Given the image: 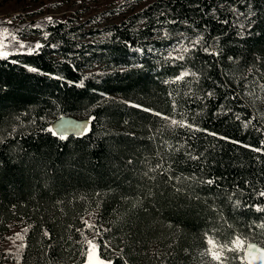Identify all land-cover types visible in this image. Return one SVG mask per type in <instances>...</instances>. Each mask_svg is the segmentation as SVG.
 I'll return each instance as SVG.
<instances>
[{
  "label": "trees",
  "instance_id": "1",
  "mask_svg": "<svg viewBox=\"0 0 264 264\" xmlns=\"http://www.w3.org/2000/svg\"><path fill=\"white\" fill-rule=\"evenodd\" d=\"M42 31V48L0 59V237L22 224L5 246L18 264H81L87 232L112 264H197L205 233L264 240V212L251 207L264 206V152L243 146L264 142V0H152L86 43L60 19ZM198 36L183 60L165 54ZM185 70L196 76L173 83ZM154 112L206 131L170 128ZM62 115L89 128L67 140L44 131ZM162 159L172 171L149 172Z\"/></svg>",
  "mask_w": 264,
  "mask_h": 264
},
{
  "label": "rangeland",
  "instance_id": "2",
  "mask_svg": "<svg viewBox=\"0 0 264 264\" xmlns=\"http://www.w3.org/2000/svg\"><path fill=\"white\" fill-rule=\"evenodd\" d=\"M152 0H0V29L8 28L10 35L3 42L7 47L4 49L9 53L18 51H29L35 49L37 42L41 44L43 25L53 19H60L67 23L68 28L72 30V36L77 42L86 43L100 40L106 36V28L111 23H118L128 15L140 10ZM51 18V19H49ZM11 21V23H7ZM42 32L37 35L35 31ZM17 36V39L25 44V48L20 49L19 45L12 41L11 35ZM193 38L186 39L180 37L172 45L165 47V54L175 53L174 49L178 42L183 41L186 46H190ZM149 51V49H147ZM158 55L156 51H152ZM83 69L98 68L94 62L84 63ZM259 100L264 102V90L257 92ZM91 212L83 217V222L89 224L93 221ZM86 225V224H85ZM22 224L17 222L9 223L8 230L0 237V264H18L11 251L6 249V245L12 240L11 236L22 229ZM89 240L94 238L91 232L84 235ZM84 239V238H83ZM105 245V243H104ZM88 248V246H87ZM207 248V244L205 249ZM202 249L198 255L197 264H204L209 258L201 257ZM232 255V254H229ZM87 257L81 264H86ZM70 262L69 264H73ZM215 264V262H211ZM238 264V262H237Z\"/></svg>",
  "mask_w": 264,
  "mask_h": 264
},
{
  "label": "snow or ice",
  "instance_id": "3",
  "mask_svg": "<svg viewBox=\"0 0 264 264\" xmlns=\"http://www.w3.org/2000/svg\"><path fill=\"white\" fill-rule=\"evenodd\" d=\"M175 22L176 21H171V23H175ZM7 23H11V21H8ZM8 35H10L8 28L0 29V36H2L3 39H7ZM46 36L47 34H45V37ZM3 39H0V59L7 60L10 53L4 50L7 47V45L4 44ZM11 39L12 41H15L19 45L20 49H23L26 47L23 42L17 39L16 35L12 34ZM203 40H204L203 36L196 37L194 40L190 41V47L186 46L183 43V41H180L178 42V46L174 49V51L180 54L176 56H172L171 53H169V56L174 60H183L184 53H188L189 51L194 50L197 45H201ZM42 47L43 45L37 42V44L35 45V49H30L29 52L26 54H33L35 50L40 49ZM204 51L207 52L209 55H218V53L209 52L208 47H205ZM229 59L231 60L232 57H229ZM11 63L16 64L18 62L15 60H12ZM28 70L31 72L38 71L36 68H28ZM189 75L195 77L196 73L189 72L187 70L182 71L178 76L175 77V80L172 82L175 83L177 81H182L184 80L185 77ZM79 86H82V84ZM260 88L264 90V85H260ZM249 94L251 95L252 93H249ZM207 95L212 96L213 93L208 92ZM257 99H259V97H257ZM133 107H140V106L133 105ZM173 107L175 108V101H173ZM142 110L146 112L152 111L151 109H147V108H144ZM153 114L161 117L162 119L166 121H169L168 127L170 128L178 127V128H187L189 130H194V131H206V130H202L196 127L192 123H189L187 121V118L176 120V119H171L168 116H164L163 114L159 112H154ZM236 118L239 120L240 119L239 115H237ZM253 119H255V117H253ZM251 123H252V120H248L244 123V126L248 127V125ZM61 127L64 128V131L62 132H57L54 128H51V127L44 129V131H47L48 133L57 137L60 140L69 139L67 128L64 125H61ZM13 131H15V129H13ZM208 134L214 137L218 135L216 133H208ZM218 138L222 140H227L231 143H236V144L240 143L239 141H231L229 140L228 137H218ZM243 146L248 147L252 151H255V152H264V142H262V148H251L250 145H243ZM181 147H183V145H181ZM168 148L171 149L172 145L168 144ZM175 151L179 152L180 148H176ZM185 155H187L193 161H200L203 158V153H200L199 155H194L192 154L191 151H186ZM165 163L166 162H164L162 159L161 162H158L154 168H150L149 172L155 173L159 170L160 174L163 175L165 173L172 171V164L167 163V166H165ZM145 175L147 176L148 173L146 172ZM149 179H155V176H150ZM168 179L169 180L174 179L177 182H179L181 177L169 175ZM184 179L193 180V179H198V178L195 175H193L191 177H184ZM201 182L206 183L208 185H213L216 181L215 179L210 178L207 180H203ZM176 190L180 191L179 188H177ZM257 195L259 197H264V190L259 191ZM229 199H231V197H229ZM239 205H240V201L236 200L234 206L239 207ZM251 207H255V210L257 212H264V206L254 205ZM85 224L88 228L94 227L93 225L89 224L87 221H85ZM257 227L264 230V223L257 225ZM25 231H27V229H25ZM44 235L48 236L47 231L44 232ZM17 239L23 240L24 237L20 234H17ZM205 240H206L207 248L200 255L202 258L204 257L209 258V260L204 261V264H211V262H215V264H237V262L238 264H264V246H262L264 245V240H261L260 242H256L254 236L252 238H249L248 236H244L243 234H237V235H234L232 239L224 243H221L219 240L215 239L213 236L209 235L208 233H205ZM84 243L87 244L88 246L86 253H82L83 255H86L87 257L86 264H112V261L104 260L98 255L99 246L93 240H89L87 237H85ZM23 247L24 245L20 246L21 249ZM229 254H232V255H229ZM125 264H127V262H125Z\"/></svg>",
  "mask_w": 264,
  "mask_h": 264
},
{
  "label": "water",
  "instance_id": "4",
  "mask_svg": "<svg viewBox=\"0 0 264 264\" xmlns=\"http://www.w3.org/2000/svg\"><path fill=\"white\" fill-rule=\"evenodd\" d=\"M89 118H78L71 115H62L54 119L50 124L49 128H54L57 132L64 131L61 125L67 128L69 136L80 137L89 128ZM75 133V134H73Z\"/></svg>",
  "mask_w": 264,
  "mask_h": 264
}]
</instances>
